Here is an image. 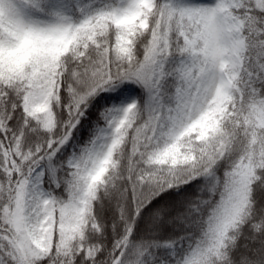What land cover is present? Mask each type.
<instances>
[{"label": "snow or ice", "instance_id": "1", "mask_svg": "<svg viewBox=\"0 0 264 264\" xmlns=\"http://www.w3.org/2000/svg\"><path fill=\"white\" fill-rule=\"evenodd\" d=\"M0 264H264V0H0Z\"/></svg>", "mask_w": 264, "mask_h": 264}]
</instances>
